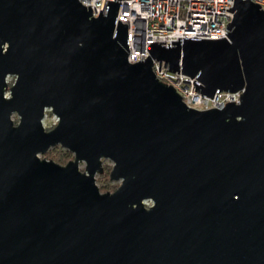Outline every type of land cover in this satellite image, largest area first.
Wrapping results in <instances>:
<instances>
[{
    "label": "water",
    "instance_id": "1",
    "mask_svg": "<svg viewBox=\"0 0 264 264\" xmlns=\"http://www.w3.org/2000/svg\"><path fill=\"white\" fill-rule=\"evenodd\" d=\"M119 5L0 0V264H264V11L233 0L226 38L132 63ZM153 60L240 102L189 108ZM59 144L73 160L40 157Z\"/></svg>",
    "mask_w": 264,
    "mask_h": 264
},
{
    "label": "built area",
    "instance_id": "2",
    "mask_svg": "<svg viewBox=\"0 0 264 264\" xmlns=\"http://www.w3.org/2000/svg\"><path fill=\"white\" fill-rule=\"evenodd\" d=\"M117 1V0H112ZM264 11V0H250ZM92 15L105 12L108 0H80ZM120 2L117 21L128 24L129 61L144 60L149 55L151 42L165 41L161 45L171 46L178 37L218 39L227 37L226 24L233 12V0H118ZM152 71L160 82L170 85L189 108L205 110L221 109L227 102H240L242 90L218 91L213 97L201 95L194 90L193 79L182 73L168 70L164 61L153 60ZM9 96V93H6ZM151 203H148L150 205Z\"/></svg>",
    "mask_w": 264,
    "mask_h": 264
},
{
    "label": "rangeland",
    "instance_id": "3",
    "mask_svg": "<svg viewBox=\"0 0 264 264\" xmlns=\"http://www.w3.org/2000/svg\"><path fill=\"white\" fill-rule=\"evenodd\" d=\"M15 78H16L15 76H9L8 77L9 88L13 84V82L15 81ZM9 88H8V93H9ZM12 117H13L15 123H18V121H19L18 114L14 113ZM57 123H58L57 116L51 110H46V116L43 120V124H44L45 128L47 130H50V129L54 128ZM40 157L42 159H47V160L52 159L55 162H57L56 161L57 157H62L66 161L64 163H59V162H57V163H59L61 165H65L70 160L74 159V153L69 151L67 148H65L59 144V145H56L54 147H51L46 153L40 154ZM106 165L112 166V162L110 160H105L104 161V167ZM85 166H86V163L84 161H80L79 167L82 171L85 170ZM96 183L102 192H107V191L108 192H114L119 187V185L121 184V180L115 181V180H112L110 178V175L108 176V175H105V173H101V174L98 173L96 175ZM148 203H151V201L146 202L147 205H148Z\"/></svg>",
    "mask_w": 264,
    "mask_h": 264
},
{
    "label": "trees",
    "instance_id": "4",
    "mask_svg": "<svg viewBox=\"0 0 264 264\" xmlns=\"http://www.w3.org/2000/svg\"><path fill=\"white\" fill-rule=\"evenodd\" d=\"M56 161L59 162V163H64L66 160L64 158H62V157H57V160ZM111 168H112V166L106 165L104 167V172L103 173H105V175H108L109 176L110 175Z\"/></svg>",
    "mask_w": 264,
    "mask_h": 264
}]
</instances>
